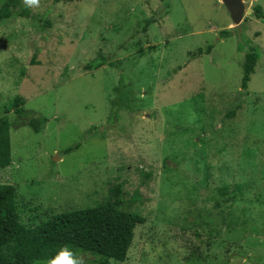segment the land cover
Wrapping results in <instances>:
<instances>
[{"label": "rangeland", "instance_id": "rangeland-1", "mask_svg": "<svg viewBox=\"0 0 264 264\" xmlns=\"http://www.w3.org/2000/svg\"><path fill=\"white\" fill-rule=\"evenodd\" d=\"M241 1L264 14V0ZM28 10L0 23L11 147L0 184L15 188L20 223L109 205L140 220L125 261L110 264H186L195 249L206 264H264V16L234 27L220 0H40ZM247 40L261 56L241 89ZM207 44L208 55L187 58ZM120 74L132 85L128 136L100 138ZM14 98L44 120L37 133L4 112Z\"/></svg>", "mask_w": 264, "mask_h": 264}, {"label": "trees", "instance_id": "trees-1", "mask_svg": "<svg viewBox=\"0 0 264 264\" xmlns=\"http://www.w3.org/2000/svg\"><path fill=\"white\" fill-rule=\"evenodd\" d=\"M255 19H262L263 13L257 8H252ZM159 16H165L162 12ZM29 18V10L23 4V0H4L0 6V23L12 21L15 18ZM228 30H220V39L227 38ZM258 36L257 32L253 34ZM248 52L244 53L241 64L240 88L245 89L250 75L254 72V66L261 53L257 45L247 40ZM213 48L207 44L204 49L196 48L188 51V59H196L208 55ZM237 52L242 51L241 46L236 47ZM132 91L131 82L122 74L114 88L110 115L103 129L92 126L86 133L98 131L102 138L106 131L116 130L127 138L130 126L128 122L129 109L124 103ZM12 111L17 119L18 127H28L37 133L44 120L37 115L25 113L17 98L9 100L4 112ZM126 112L125 115L123 112ZM122 113V114H121ZM120 116V117H119ZM123 119V123L115 125L113 120ZM10 123L4 117L0 118V169L8 167L11 163L10 147ZM78 143L66 147L63 152L69 153L78 149ZM15 188L9 184H0V264H46L55 257L58 250L69 245L92 257L94 264H110L123 262L133 236V229L140 220L123 211L112 208L109 205L99 204L93 207L69 210L50 216L46 220L34 226H25L20 223L17 209L14 203ZM209 248V241L206 243ZM230 258L225 257L220 264H228ZM186 264H206L204 256L198 250H194L186 257Z\"/></svg>", "mask_w": 264, "mask_h": 264}, {"label": "clouds", "instance_id": "clouds-1", "mask_svg": "<svg viewBox=\"0 0 264 264\" xmlns=\"http://www.w3.org/2000/svg\"><path fill=\"white\" fill-rule=\"evenodd\" d=\"M26 7H39L40 0H23ZM86 253L73 249L69 245L62 246L55 257L49 259L46 264H87Z\"/></svg>", "mask_w": 264, "mask_h": 264}, {"label": "water", "instance_id": "water-1", "mask_svg": "<svg viewBox=\"0 0 264 264\" xmlns=\"http://www.w3.org/2000/svg\"><path fill=\"white\" fill-rule=\"evenodd\" d=\"M220 3L225 8L229 20L234 27L238 26L244 17L252 13L251 9H245L241 0H220Z\"/></svg>", "mask_w": 264, "mask_h": 264}, {"label": "crops", "instance_id": "crops-1", "mask_svg": "<svg viewBox=\"0 0 264 264\" xmlns=\"http://www.w3.org/2000/svg\"><path fill=\"white\" fill-rule=\"evenodd\" d=\"M264 15V14H263ZM224 39H226V38H224Z\"/></svg>", "mask_w": 264, "mask_h": 264}]
</instances>
